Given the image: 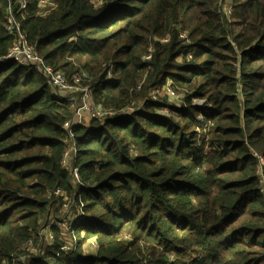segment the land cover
<instances>
[{
	"label": "trees",
	"instance_id": "16d2710c",
	"mask_svg": "<svg viewBox=\"0 0 264 264\" xmlns=\"http://www.w3.org/2000/svg\"><path fill=\"white\" fill-rule=\"evenodd\" d=\"M7 10L112 113L71 128L73 187L74 106L37 69L0 63V264H264V0H0V59L16 42ZM167 83L179 106L149 98ZM64 197L83 204L66 252L57 225L42 234Z\"/></svg>",
	"mask_w": 264,
	"mask_h": 264
},
{
	"label": "built area",
	"instance_id": "2783aa9c",
	"mask_svg": "<svg viewBox=\"0 0 264 264\" xmlns=\"http://www.w3.org/2000/svg\"><path fill=\"white\" fill-rule=\"evenodd\" d=\"M93 4L100 3V0H90ZM22 7L26 6V0H21ZM41 5L44 7L42 14L48 13L52 9V3L49 1H42ZM227 11H230V8H227ZM6 31L15 37L16 42L12 46V48L8 51V53L0 59L1 64H5L7 62H13L19 66L23 67H33L37 69L48 81V84L54 91L58 93H62L61 96L66 98L68 104H75L70 110L73 113V117L70 121L64 124V129L67 131V138L64 140L65 149L61 158V166L64 170H66L71 177V184L73 187L76 185H81L80 177L78 174V169L76 167V158H77V148L76 143L74 141V136L71 132V128L74 126L81 125L86 119L88 120H103L112 113V110L102 109L93 106L90 96V90L88 87L84 86L83 82L86 78V74L74 75L67 80L64 75L55 71L47 65L44 60L39 57L35 51L30 47L24 40L23 36L20 32V27L14 19V16L10 10L7 11V21L5 25ZM146 59H149L147 57ZM110 77V74H108ZM166 93L169 97L175 96L174 91L170 88V84L167 83L163 89L155 88L152 92H150V99L155 101ZM80 102V104L78 103ZM129 111H126V113ZM120 113L124 114V111H120ZM256 158H258L259 162L262 163L263 159L254 154ZM57 195L60 194L59 191L56 192ZM83 204L81 202L78 205H75L71 199L68 197H64L63 201L57 204L51 211L50 218L48 223L46 224V228L44 227L42 234L45 237V241L50 243L54 240V236L50 231V226L57 225V227L63 232L64 229L71 233L72 238L75 240L71 242V244H65L61 247V251H74L76 247V236L73 235L72 224L83 216L82 214ZM70 221V222H69ZM66 225V227H64ZM80 237L83 238L84 234L81 233ZM85 241V242H84ZM84 243L89 242L91 246L96 250V243L94 239H84L81 243V250L85 253L83 246ZM75 245V246H74ZM26 251L31 255H38L41 253V248L39 246H35L32 242H29L26 245ZM20 262H24V258L20 259ZM2 264H6L3 262Z\"/></svg>",
	"mask_w": 264,
	"mask_h": 264
},
{
	"label": "rangeland",
	"instance_id": "374dc122",
	"mask_svg": "<svg viewBox=\"0 0 264 264\" xmlns=\"http://www.w3.org/2000/svg\"><path fill=\"white\" fill-rule=\"evenodd\" d=\"M226 4H228V3L226 2L225 5ZM226 7L229 8L228 5H226L225 8ZM52 91L57 96L61 97V94L62 93H58V92L54 91V89ZM169 97H170L171 101H173L175 104H178V106L181 104V95H178L177 93H175V96L174 97H172L170 95H169ZM196 105H200V103H197ZM134 107L136 108L137 105L135 104ZM133 110H134V108L132 106H129L127 108L121 109L120 111H124V112L129 111L131 113ZM162 113L165 114V115H168V111L167 110H164ZM86 120H88V119H86ZM97 121H102V120H97ZM64 227H66V225ZM63 234H64V239H65L66 244H71L72 241H74V243H75V240L72 238L71 233L69 231H67L66 229H64L63 230ZM77 240H78V238L76 237V241ZM84 242H83V244H84L83 249H84L85 253H87V254H93V253H95L96 250L91 246V244L89 242H86V243H84Z\"/></svg>",
	"mask_w": 264,
	"mask_h": 264
},
{
	"label": "bare ground",
	"instance_id": "6f19581e",
	"mask_svg": "<svg viewBox=\"0 0 264 264\" xmlns=\"http://www.w3.org/2000/svg\"><path fill=\"white\" fill-rule=\"evenodd\" d=\"M100 2H101V0H100ZM98 4H100V3H95L94 5H98ZM22 5V4H21ZM8 11V10H7ZM6 25V24H5ZM66 99V98H65ZM79 104H80V102H78ZM93 104V103H92ZM73 106H75V104H72ZM94 106V105H93ZM95 107H98V106H95ZM98 108H102V107H98ZM103 109V108H102ZM111 115V114H110Z\"/></svg>",
	"mask_w": 264,
	"mask_h": 264
}]
</instances>
